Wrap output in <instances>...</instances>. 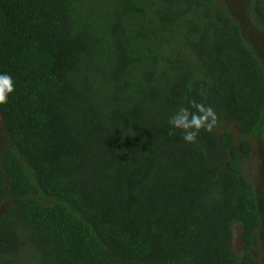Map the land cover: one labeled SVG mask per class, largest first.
<instances>
[{
  "label": "trees",
  "instance_id": "16d2710c",
  "mask_svg": "<svg viewBox=\"0 0 264 264\" xmlns=\"http://www.w3.org/2000/svg\"><path fill=\"white\" fill-rule=\"evenodd\" d=\"M0 72V264H263L264 67L218 0H0Z\"/></svg>",
  "mask_w": 264,
  "mask_h": 264
},
{
  "label": "rangeland",
  "instance_id": "374dc122",
  "mask_svg": "<svg viewBox=\"0 0 264 264\" xmlns=\"http://www.w3.org/2000/svg\"><path fill=\"white\" fill-rule=\"evenodd\" d=\"M231 15V17L240 25L244 39L250 49L256 54L264 67V33L257 29L250 20L249 0H218ZM0 118V135L4 134ZM251 158L243 163V172L248 176L257 192L264 184V138L253 136ZM5 147L4 139L1 141L0 149ZM241 230L234 227L232 249L239 253L241 250ZM260 245L258 247L261 261L264 264V223L258 231Z\"/></svg>",
  "mask_w": 264,
  "mask_h": 264
},
{
  "label": "clouds",
  "instance_id": "9594fccd",
  "mask_svg": "<svg viewBox=\"0 0 264 264\" xmlns=\"http://www.w3.org/2000/svg\"><path fill=\"white\" fill-rule=\"evenodd\" d=\"M15 91L13 77L8 73L0 72V106L8 103L9 97ZM195 112L190 114L187 109L181 108L169 121L175 129L184 132L183 140L187 143H194L199 131L203 128L211 131L216 123V114L210 107L204 104H195Z\"/></svg>",
  "mask_w": 264,
  "mask_h": 264
},
{
  "label": "flooded vegetation",
  "instance_id": "af4514ba",
  "mask_svg": "<svg viewBox=\"0 0 264 264\" xmlns=\"http://www.w3.org/2000/svg\"><path fill=\"white\" fill-rule=\"evenodd\" d=\"M257 137H260V135H256ZM263 138H264V136H263ZM251 154H252V152H251ZM251 158V155H250V157L248 158V159H250ZM247 159V160H248ZM249 181H250V179H249ZM264 181V180H263ZM251 182V181H250ZM251 184H252V182H251ZM253 186V185H252ZM254 188V187H253ZM254 192L257 194V195H264V184H263V186H262V188L260 189V190H258L257 192L255 191V189H254ZM258 239H259V237H258ZM259 245H260V240H259ZM260 261H261V259H260ZM262 262V261H261ZM263 263V262H262Z\"/></svg>",
  "mask_w": 264,
  "mask_h": 264
},
{
  "label": "water",
  "instance_id": "95a60500",
  "mask_svg": "<svg viewBox=\"0 0 264 264\" xmlns=\"http://www.w3.org/2000/svg\"><path fill=\"white\" fill-rule=\"evenodd\" d=\"M3 139H4V134L1 135V141H3Z\"/></svg>",
  "mask_w": 264,
  "mask_h": 264
}]
</instances>
